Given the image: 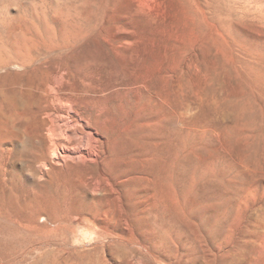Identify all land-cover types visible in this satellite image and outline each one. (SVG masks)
Returning a JSON list of instances; mask_svg holds the SVG:
<instances>
[{
	"label": "rangeland",
	"instance_id": "rangeland-1",
	"mask_svg": "<svg viewBox=\"0 0 264 264\" xmlns=\"http://www.w3.org/2000/svg\"><path fill=\"white\" fill-rule=\"evenodd\" d=\"M0 1L3 116L61 68L98 137L92 159L34 182L33 140H0V264H85L93 226L138 264H264V0ZM28 203L85 221L48 231Z\"/></svg>",
	"mask_w": 264,
	"mask_h": 264
},
{
	"label": "bare ground",
	"instance_id": "bare-ground-1",
	"mask_svg": "<svg viewBox=\"0 0 264 264\" xmlns=\"http://www.w3.org/2000/svg\"><path fill=\"white\" fill-rule=\"evenodd\" d=\"M9 36L11 37V35ZM52 49L54 50V48ZM41 55H43V52L40 50H36L31 54L27 53L25 58H21V62L19 64L27 70H31V68H34L35 65H40L38 61L40 60ZM17 58L15 61H17ZM36 62L38 64H35ZM54 68L56 69V67ZM61 70L64 69L57 68L54 71L55 80L46 82V90H37L35 97L38 102L35 106L23 111L13 110L5 117L3 116L2 110H0V140L2 142L16 141L21 137L31 138L34 142L30 145L28 150L33 156L35 163L38 165L36 167L32 166L27 168L28 173H26V175L31 182H34L36 179H40L39 175L42 176L43 172L48 168L61 166L69 161L76 162V160L79 159H92V147L98 143L97 134L94 131H89L90 122L83 118L78 111L73 110L72 100L65 93L64 87V90L62 91L60 89V91L56 89L58 82H60L62 80L61 78H63ZM58 78L60 79L57 80ZM38 83H40V81ZM30 94L31 92H27V96ZM70 113H73V116H71L73 117V120L69 122L65 121L66 118L70 117ZM65 116L67 117L64 118ZM1 146L2 145H0L1 153L4 151L6 152V150L8 152L11 151V147L2 148ZM98 191L99 190L95 185H91L86 188L85 193L89 197H92ZM26 207L31 210L30 213L33 216L32 218L34 221L41 222L42 227L48 231H53L61 226L69 228L70 230H76L79 228L81 223L83 224V216L86 213L83 212L85 210H81L69 213L66 217H57L45 213V210L42 208H40V210L35 214L32 203H28ZM92 229V233L99 242L95 245V250L88 255L89 258L85 260V264H138L137 253L140 247H137L136 245H129L124 249H119L117 248L115 241L112 240L114 238L112 234L103 230L94 229V226ZM41 248V245L26 246L25 250L20 254V257H23L27 251H33ZM24 261H26V259H23L20 262L19 257H15L13 258L11 264H21L24 263Z\"/></svg>",
	"mask_w": 264,
	"mask_h": 264
}]
</instances>
